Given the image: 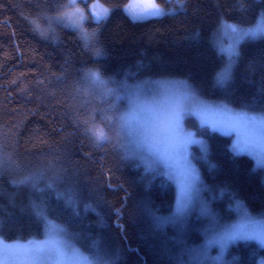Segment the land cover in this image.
I'll list each match as a JSON object with an SVG mask.
<instances>
[{"label": "trees", "instance_id": "1", "mask_svg": "<svg viewBox=\"0 0 264 264\" xmlns=\"http://www.w3.org/2000/svg\"><path fill=\"white\" fill-rule=\"evenodd\" d=\"M97 1L109 8L107 18L97 23L89 15L84 26L98 34L105 52L99 60L84 51L76 30L56 21L68 0H0V229L5 241L47 236L30 208L43 203L50 220L66 229L64 239L82 253L95 252V242L111 264H175L173 257L182 247L204 243L209 222L194 202L182 231L173 226L154 230L150 213H171L174 185L162 175L146 173L130 156L115 120L104 118L119 115L110 105L119 108L121 100L83 90L82 73L99 68L115 89L122 83L128 87L143 80L180 79L205 101L260 111L264 39L239 46L231 79L223 88L215 77L226 57L211 39L221 21L250 25L264 11V3L183 0L180 10L161 0L176 12L132 20L124 11L129 0ZM32 20L48 30L47 38L37 34ZM89 118L108 129V142L93 143L85 132ZM184 125L206 148L205 154L200 148L198 152L199 145L189 146L200 155L194 168L202 187L214 197L221 190L226 193L208 205L219 223L236 217L235 201L250 215L264 213V168L254 171L252 158L233 155L230 136L200 128L191 116ZM25 177H33L35 187L19 184ZM69 193L78 214L59 198ZM260 259L264 249L252 241H237L225 253V264H257Z\"/></svg>", "mask_w": 264, "mask_h": 264}, {"label": "snow or ice", "instance_id": "2", "mask_svg": "<svg viewBox=\"0 0 264 264\" xmlns=\"http://www.w3.org/2000/svg\"><path fill=\"white\" fill-rule=\"evenodd\" d=\"M167 2L178 5L183 10V0ZM253 2L264 3V0ZM81 3L87 7L89 0H68L55 19L73 30H81L87 41L90 36L82 31L84 21L90 15L94 21L100 23L107 18L109 9L100 3H93L86 15L79 7ZM146 3L154 4L155 0H129L124 10L133 20L173 15L176 12V8H170L168 13L158 8L142 10L141 6ZM31 23L35 30L44 31L38 20H32ZM219 31L231 40L227 48L218 47V53L225 55L226 59L224 66L216 73L215 83L223 88L231 79L239 56V46L245 42L264 39V11L247 27L222 21ZM88 78L96 84L102 96H115L119 100L123 93V97L128 99L126 109H119L115 103L110 105L112 110L119 111L117 117L105 115L104 118L109 123L115 120L118 134L126 140L128 153L141 162L146 173L162 175L174 181L177 186V196L171 213L167 216L150 213L154 230L163 232L168 226H173L182 231L194 201L199 204L201 215L209 222V227L204 232V243L182 247L173 257L175 264H225L224 253L236 241L254 240L264 246V217H252L240 201H235L237 221L220 224L209 206L199 200V176L189 159V146L199 145L201 152L205 154L206 148L203 141L195 138V133L186 131L183 126L184 119L191 115L198 118L200 128L210 126L213 131H219L225 136L234 133L235 139L230 150L235 156L248 155L252 158L255 171L257 168H264V109L250 111L246 105L235 110L226 104H213L201 99L186 82L160 81L156 82L159 84L158 89H148L145 92L141 88L129 90L123 83L119 89H115L109 87L108 80H97L91 74ZM97 135L103 137V130L97 129ZM19 184H31L35 187L33 177H25ZM47 187L51 188L52 185ZM225 195V191L221 190L214 199H222ZM59 198L65 200L68 207L78 214L75 199L70 193ZM30 208L32 215L43 224L47 239L20 242L17 238L16 242L7 243L3 239V230L0 229V264H111L99 254L95 242L91 248L96 251L85 254L72 247L66 239H62L67 236L66 229L50 220L43 203H33ZM173 239L178 245L184 244L182 240ZM214 247L219 249L216 256L210 254Z\"/></svg>", "mask_w": 264, "mask_h": 264}, {"label": "rangeland", "instance_id": "3", "mask_svg": "<svg viewBox=\"0 0 264 264\" xmlns=\"http://www.w3.org/2000/svg\"><path fill=\"white\" fill-rule=\"evenodd\" d=\"M93 3H100L99 1H97V0H94V1H92L91 3H89L88 4V7L87 8H85L83 5H79V7H81L84 11H85V13H86V15L89 13V10H90V7H91V5L93 4ZM128 3H129V1H128ZM101 4V3H100ZM101 5H103V4H101ZM127 5V4H126ZM125 5V6H126ZM104 7H106V8H108L107 6H105V5H103ZM125 6H124V9H125ZM166 8V7H165ZM170 8H173V7H168V8H166V9H170ZM109 9V8H108ZM125 11V10H124ZM126 13V12H125ZM127 14V13H126ZM128 15V14H127ZM129 16V15H128ZM130 17V16H129ZM131 18V17H130ZM258 18V17H257ZM93 20V19H92ZM133 20V19H132ZM86 21V20H85ZM84 21V22H85ZM94 21V20H93ZM96 22V21H95ZM222 22V21H221ZM221 22H220V24H219V28H217L216 30H215V32L213 33V39H211V41H212V43H213V45H214V47L217 49V51H218V47H223V48H227L230 44H231V40H230V38L229 37H227V36H224V35H222L221 33H220V25H221ZM224 22H226V21H224ZM227 23H230V22H227ZM241 26V25H240ZM249 26V25H248ZM241 27H247V26H241ZM226 57V56H225ZM160 81H163V82H185V81H183V80H180V79H178V81L177 80H170V79H165V80H149V81H145V80H143V81H141V82H134V83H131V84H129V86L127 87L129 90H136L137 88H141V89H143L145 92H147L148 91V89H158L159 88V84H157L156 82H160ZM189 86V85H188ZM121 96H122V98L120 99L121 100V104H120V107H119V109H126L127 108V106H128V99L127 98H124L123 97V94H121ZM208 102H210V101H208ZM211 103H213V104H218V103H214V102H211ZM231 108V107H230ZM234 109V108H233ZM235 110H237V109H235ZM118 114H120L119 113V111L117 112ZM189 116H191V115H189ZM191 117H194V116H191ZM196 120H197V123L199 124V120H198V118H196V117H194ZM183 126H184V128H185V130L186 131H190V132H192L189 128H186L185 127V125H184V121H183ZM210 130H212L211 129V127L210 126H207ZM213 131V130H212ZM215 132H218V133H220L219 131H215ZM122 137V136H121ZM230 137H231V144L234 142V139H235V134L233 133L232 135H230ZM196 139H198L197 137H195ZM122 139H124L123 137H122ZM199 140V139H198ZM190 146H194V145H190ZM197 147V146H196ZM199 148L200 147H197V149H198V152H199ZM197 154V150L196 149H192V148H190L189 149V159H190V161H191V163H192V165L194 166V163H195V158L196 157H198V156H200V155H196L195 153ZM248 156V155H247ZM254 161V160H253ZM0 162H2V159H1V157H0ZM254 164H255V162H254ZM0 168H1V166H0ZM198 173V172H197ZM198 176H199V174H198ZM167 179V178H166ZM169 180V179H168ZM170 182H172L173 183V185H174V188H175V200H176V196H177V186H176V184H175V182L174 181H172V180H170ZM197 187L198 188H200V192H199V194H198V196H199V198L201 197V201H203L204 203H206L207 205H210V202L213 200V198H214V196H213V194H211L208 190H207V188L206 187H202V185H201V179H200V176H199V184L197 185ZM202 191H206L205 193H202ZM195 202V201H194ZM174 204H175V202H174ZM250 214V213H249ZM252 217H264V213H262V214H253V215H251ZM237 219H238V215H236V217L234 218V219H232V220H230L228 223H226V224H232V223H234V222H236L237 221ZM44 239H47V236H45V237H43V238H41V239H36V240H44ZM62 239H64V238H62ZM28 240H25V241H20V242H27ZM5 242H7V243H14V242H16V241H5ZM237 242V241H236ZM252 242H254V243H256V245L257 246H259V247H261V248H263L264 249V246H261L260 244H259V242H257V241H254V240H252ZM68 243L73 247V245H72V243L71 242H69L68 241ZM233 244V243H232ZM231 245V244H230ZM75 249H77V248H75ZM82 253V252H81ZM226 253V252H225ZM225 253H224V257H223V259H224V261H225ZM212 256H216V255H218L219 254V249H218V247H214L212 250H211V253H210ZM75 259V258H74ZM257 264H264V259H260L258 262H257Z\"/></svg>", "mask_w": 264, "mask_h": 264}, {"label": "clouds", "instance_id": "4", "mask_svg": "<svg viewBox=\"0 0 264 264\" xmlns=\"http://www.w3.org/2000/svg\"><path fill=\"white\" fill-rule=\"evenodd\" d=\"M158 8L161 11H164L165 13H168L169 9H166L161 2V0H155V3H146L141 6L142 10H154ZM152 18V17H151ZM78 38L81 41L82 47L84 51L91 54L93 59L99 60L105 56L104 49L101 45L98 43V34L88 31L84 24L82 26V31L85 33H88L90 36V39L87 41L83 38L81 30H76ZM37 34L40 35L42 38H47L48 30L44 29L43 32L37 31ZM89 74L95 76L97 80H103L107 81V78L103 75L101 70L99 68L95 67H88L86 68L82 73V88L86 92H95L101 94L100 90L96 87V84L93 83L91 79H89ZM86 127L85 132L86 134L92 139L93 143L96 146H100L106 142L109 141L110 133L108 129L104 126L102 122L94 121L93 119L89 118L84 121ZM97 129L103 130V137L97 135Z\"/></svg>", "mask_w": 264, "mask_h": 264}]
</instances>
